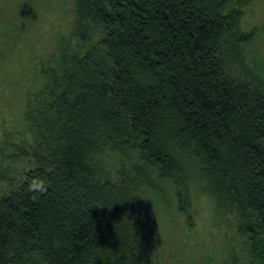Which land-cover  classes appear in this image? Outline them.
I'll use <instances>...</instances> for the list:
<instances>
[{
    "label": "trees",
    "instance_id": "trees-1",
    "mask_svg": "<svg viewBox=\"0 0 264 264\" xmlns=\"http://www.w3.org/2000/svg\"><path fill=\"white\" fill-rule=\"evenodd\" d=\"M241 8L75 0L76 45L42 65L26 104L34 146L14 147L16 168L0 172V264H159L143 250L155 236L139 190L150 170L182 211L190 185H205L264 264V84L235 49L251 40L233 35ZM107 150L134 173L92 164Z\"/></svg>",
    "mask_w": 264,
    "mask_h": 264
},
{
    "label": "rangeland",
    "instance_id": "rangeland-1",
    "mask_svg": "<svg viewBox=\"0 0 264 264\" xmlns=\"http://www.w3.org/2000/svg\"><path fill=\"white\" fill-rule=\"evenodd\" d=\"M241 3L239 33L233 35H248L251 40L235 49L264 84V0ZM76 20L75 0H0V153L5 158L0 155V172L16 168L9 160L14 147L33 148L34 138L25 123L26 104L30 94L43 86L42 65L51 61L61 44L76 45ZM127 157L107 150L96 153L92 164L116 179L118 171L134 173ZM145 178L139 183L141 201L155 230L143 249L149 257L159 264H252L232 214L205 185H190V203L182 211L169 181L151 170Z\"/></svg>",
    "mask_w": 264,
    "mask_h": 264
}]
</instances>
